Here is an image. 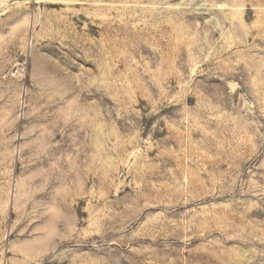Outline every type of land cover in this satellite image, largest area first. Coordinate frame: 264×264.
Here are the masks:
<instances>
[{"label": "rangeland", "instance_id": "1", "mask_svg": "<svg viewBox=\"0 0 264 264\" xmlns=\"http://www.w3.org/2000/svg\"><path fill=\"white\" fill-rule=\"evenodd\" d=\"M0 264H264V0H0Z\"/></svg>", "mask_w": 264, "mask_h": 264}]
</instances>
